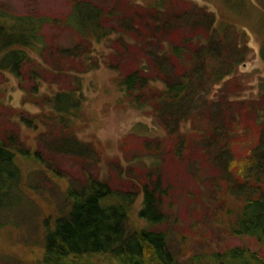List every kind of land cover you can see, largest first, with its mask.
<instances>
[{
	"label": "trees",
	"instance_id": "trees-1",
	"mask_svg": "<svg viewBox=\"0 0 264 264\" xmlns=\"http://www.w3.org/2000/svg\"><path fill=\"white\" fill-rule=\"evenodd\" d=\"M174 1L150 0L139 4L153 15L147 22L149 31H191L180 44L162 41L161 51L149 53L153 55L155 70L151 76L146 64L122 74L118 62L114 66L104 63L108 55L120 56L119 49L128 52L140 45L129 34L137 29L136 16L122 11L118 15V29L104 27L105 11L92 1L79 0L65 20V25L75 32L76 43L72 47H59L61 55L49 63L46 53L50 47L44 27L52 20L18 15L0 6V76L9 73L18 80L24 92V104L47 110L26 120V124L35 122L52 133L62 134L66 139L64 147L91 160L92 145L78 140L71 128L85 105L83 75L104 64L121 74L115 80L121 104L146 116H156L164 128L174 134L180 132L189 117L200 114L203 106L209 102L214 105L212 95L216 86L238 82L236 73L251 51L248 34L234 25L217 27L214 12L190 0H182L188 11L176 16L172 10ZM154 40L148 37L145 43ZM261 55L264 59V43ZM62 61H69L71 66L63 68ZM76 63L84 68L83 72L72 67ZM47 76L56 77L58 81L50 82ZM59 78L67 79L69 86L63 85ZM29 82L33 83L32 87L26 89L24 84ZM45 84L48 87H43ZM229 102L255 112V138L245 154L237 155L233 151V142L241 137L233 130L237 126L234 120L228 126L215 119L211 127L222 161L220 181L226 183V193L237 202L231 231L239 237L253 238L264 247V106L259 107L255 100ZM4 105L0 96V107ZM219 111L218 107L212 115L216 116ZM14 113L13 116H23V112L15 110ZM13 116H7L8 120ZM249 136H253V132L248 133ZM180 142L178 148L183 151L185 142ZM38 159L20 138L3 131L0 125V211L20 206L25 191L20 162ZM139 187L143 201L138 216L144 225L136 228L130 221L139 192L115 190L107 181L95 177H89L76 187L67 184L64 198L68 211L43 221L44 263L177 264L175 254L168 247L167 234L153 229L166 221L159 208L157 189L147 183ZM210 258V264H264L261 255L245 246L216 252Z\"/></svg>",
	"mask_w": 264,
	"mask_h": 264
},
{
	"label": "rangeland",
	"instance_id": "rangeland-1",
	"mask_svg": "<svg viewBox=\"0 0 264 264\" xmlns=\"http://www.w3.org/2000/svg\"><path fill=\"white\" fill-rule=\"evenodd\" d=\"M78 1L0 0V6L18 15L43 16L52 20L44 27L51 49L46 53V59L52 63L60 54L59 47H72L76 43L75 32L65 25V20ZM87 1L105 11L104 27L118 29V15L122 11L136 16L137 29L129 34L140 45L128 52L119 49L120 56L108 55L104 61L108 66L118 62L122 74L146 64L148 75H154L153 55L149 53L161 51L162 41L180 44L191 33L187 29H184L186 32L176 29L149 31L147 22L153 15L141 9L139 4H147L150 0H131L130 3L128 0ZM190 1L214 12L217 27L234 25L245 30L251 51L236 73L238 85L221 83L216 86L212 95L214 105L209 102L203 106L201 113L189 117L176 134L167 131L156 116H146L121 104V93L115 81L121 74L104 64L83 75L85 105L71 128L78 140L92 145L90 160L64 147L66 139L62 134L52 133L35 122L26 124V120L47 110L24 104V92L18 80L9 73L0 76V96L5 103L0 107L2 130L14 133L32 151L34 158L39 157L38 161L20 162L25 183L20 206L0 211V264H45L44 219L65 214L68 211L65 186L82 185L89 177L107 181L115 190L139 192L130 221L136 228L144 225L138 216L143 201L139 186L147 183L156 188L159 208L166 221L153 229L167 234L168 247L175 254L177 264H210L214 253L238 246H245L264 258V247L255 239L239 237L231 231L237 202L226 193V183L220 181L222 161L215 145L216 136L211 133L215 119L228 126L234 120L237 126L233 130L241 137L233 142V151L237 155L245 154L254 141L255 112L229 101L255 100L259 107L264 106V59L261 55L264 0ZM172 10L176 16L188 11L182 0H175ZM148 37L155 40L145 43ZM33 55L38 58L37 54ZM70 64L62 61L61 66L66 69ZM72 67L77 71L84 69L78 63ZM24 78L27 79L26 71ZM47 80L54 82L58 78L47 76ZM60 80L69 86L67 79ZM32 84L24 85L30 89ZM44 86L48 87L47 84ZM218 107L219 113L213 116L212 111ZM13 110L23 112V116H13ZM7 116L13 117L8 120ZM250 132L253 136L248 138ZM181 140L185 142L183 151L178 148Z\"/></svg>",
	"mask_w": 264,
	"mask_h": 264
}]
</instances>
